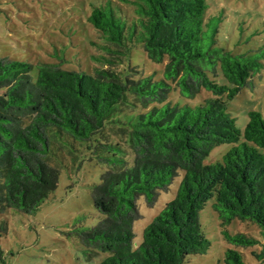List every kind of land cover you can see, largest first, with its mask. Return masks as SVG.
I'll return each instance as SVG.
<instances>
[{"label":"trees","instance_id":"16d2710c","mask_svg":"<svg viewBox=\"0 0 264 264\" xmlns=\"http://www.w3.org/2000/svg\"><path fill=\"white\" fill-rule=\"evenodd\" d=\"M132 3L130 19L110 0L92 5L87 21L106 42L105 55L92 56L103 66L92 72L64 68L61 61L33 64L0 56V213L34 212L56 189L55 153L74 162L83 147L89 160L103 166L90 188L101 218L68 234L85 254L105 253L98 264H184L205 254L211 243L200 211L209 200L223 239L233 246L225 249L223 263L245 264L239 248H253L250 254L264 262V116L250 110L241 132L229 111L230 102L253 87L264 52H233L219 44L216 26L205 20L206 0ZM135 45L153 62L166 60L159 78L129 66ZM124 62L125 71L115 68ZM176 88L186 100L204 89L211 95L197 104L171 102ZM126 95L140 108L130 120L127 147L103 132ZM223 143L234 145L221 160L205 164ZM180 171L173 198L137 241L139 200L153 206ZM233 220L256 224L262 240L231 233Z\"/></svg>","mask_w":264,"mask_h":264},{"label":"rangeland","instance_id":"374dc122","mask_svg":"<svg viewBox=\"0 0 264 264\" xmlns=\"http://www.w3.org/2000/svg\"><path fill=\"white\" fill-rule=\"evenodd\" d=\"M106 0H0V56L29 61L33 64L62 62L68 69L92 72L103 66L92 59L105 55V40L87 21L92 5ZM130 19L134 16V0H110ZM206 22L216 26L218 43L233 52L253 48L264 52V0H206ZM263 67L253 78V87H245L229 104L242 132L247 113L256 110L264 116V56ZM166 60L156 63L147 58L141 45L131 52L129 66L144 75L159 78ZM128 63L116 65L125 71ZM106 67V65H104ZM202 90L195 98L186 100L174 89L171 102L186 101L197 104L210 96ZM138 101L131 95L113 109L104 128V134L115 142L128 146L129 123L139 111ZM234 143L215 146L204 158V163L221 160ZM80 157L74 162L70 156L55 153L51 163L59 169L56 189L30 214L6 209L0 213V264H98L105 253H84L75 235L68 232L74 227H90L101 218L94 208L91 185L99 183L103 166L87 158L83 147L76 149ZM80 160V161H79ZM182 176L171 184L169 191L160 193L153 206L139 200L142 217L135 222V239L141 240L142 230L161 207L170 201ZM203 232L210 240L205 254L192 255L184 264H224L223 253L233 247L222 237V226L209 200L200 211ZM231 232H244L262 240L259 227L250 221L233 220L227 225ZM235 248V247H234ZM245 264H264L250 254L253 248H239ZM254 249H258L257 247Z\"/></svg>","mask_w":264,"mask_h":264}]
</instances>
